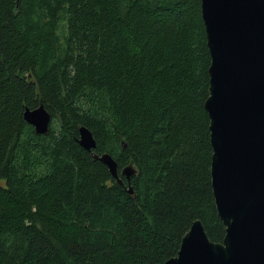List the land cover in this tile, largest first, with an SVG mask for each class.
Here are the masks:
<instances>
[{
    "label": "trees",
    "instance_id": "16d2710c",
    "mask_svg": "<svg viewBox=\"0 0 264 264\" xmlns=\"http://www.w3.org/2000/svg\"><path fill=\"white\" fill-rule=\"evenodd\" d=\"M210 65L201 0H0V264H163L195 220L222 242Z\"/></svg>",
    "mask_w": 264,
    "mask_h": 264
},
{
    "label": "water",
    "instance_id": "95a60500",
    "mask_svg": "<svg viewBox=\"0 0 264 264\" xmlns=\"http://www.w3.org/2000/svg\"><path fill=\"white\" fill-rule=\"evenodd\" d=\"M201 14L211 57L212 193L225 236L213 242L195 220L163 264H264V0H201ZM23 118L37 135L49 134L52 116L43 104L27 107ZM79 144L124 186L115 159L93 152L97 141L86 127ZM136 172L122 171L130 194Z\"/></svg>",
    "mask_w": 264,
    "mask_h": 264
}]
</instances>
